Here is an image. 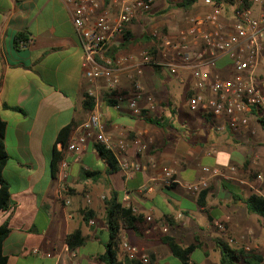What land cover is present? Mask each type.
Here are the masks:
<instances>
[{
  "label": "crops",
  "instance_id": "crops-1",
  "mask_svg": "<svg viewBox=\"0 0 264 264\" xmlns=\"http://www.w3.org/2000/svg\"><path fill=\"white\" fill-rule=\"evenodd\" d=\"M96 1L112 11L111 0ZM169 2L158 0L149 13L139 14L129 25L131 43L116 50L114 56L138 54L151 45L152 21ZM207 9L199 6L195 13ZM178 26L166 22L169 34L182 24ZM142 27L149 31L145 33ZM18 35L26 41L16 47ZM119 43V39L113 40L111 48ZM82 58L71 13L59 0H0V117L6 124L4 143L9 156L3 178L10 185V205L0 211V225L8 221L10 228L1 246L7 264H69L65 237L76 230L84 237L82 246L74 249L80 264H98L97 256L104 250L94 246L107 240L104 202L111 191L116 192L122 206L143 217L139 234L123 231L121 237L140 252L152 255L151 264H170L165 261L170 260L171 253L159 241L164 235L173 236L184 246L198 243L197 250H202L206 262L219 258L213 243L216 237L234 238L233 248L252 252L259 248L248 244L252 222L259 219L248 216L241 205H233L225 186L244 196L251 192L264 196V180L248 177L253 170L264 175V131L250 117L254 134L247 130L220 132L216 129L218 118L190 112L187 97L193 81L187 71L170 74L164 68H143L139 78L142 92L152 97L154 104L150 107L142 99L140 106L146 117L160 125L131 116L125 104L118 110L103 100L99 106L105 134L125 142V156L141 167L139 171L124 174L117 169L107 174L108 165L98 155L92 138L75 151L63 149L59 170L67 173L65 180L51 176L50 161L55 145L58 150V132L73 122L80 125L89 113L83 110L82 101L93 84L83 76ZM259 74L264 76V62ZM117 75L119 89L129 93V78L123 72ZM97 86L102 87L103 80H98ZM75 130L68 142L76 135ZM136 139L147 148L138 151ZM168 167L177 171L176 182L164 187L162 172ZM203 167L218 168L225 176L210 178L204 207H200L201 194L191 195L183 184L200 178ZM231 167L236 170L233 175L229 173ZM84 171H99L101 177L96 181L86 179ZM63 185L66 192L61 194ZM85 195L90 196V203ZM85 218L94 223L89 224ZM217 224L225 227V233ZM157 244L168 250H158ZM86 245L91 249L84 251ZM259 246L264 250V241ZM34 248L51 257L33 255Z\"/></svg>",
  "mask_w": 264,
  "mask_h": 264
},
{
  "label": "built area",
  "instance_id": "built-area-1",
  "mask_svg": "<svg viewBox=\"0 0 264 264\" xmlns=\"http://www.w3.org/2000/svg\"><path fill=\"white\" fill-rule=\"evenodd\" d=\"M71 13V20L83 49L81 70L93 87L87 95L94 99V106L87 118L76 128V135L66 144L68 151L85 146L89 139L110 152L124 174L137 172L141 167L126 156L123 140H114L105 134L101 123L100 104L106 94L119 89L117 72H123L131 82V90L126 96H118L114 107L120 109L125 104L129 114L141 118L145 114L140 101L146 99L150 107L154 99L142 92L140 76L144 67L164 68L170 74L187 71L192 77V88L187 97V107L192 113L218 118L216 129L239 132L247 130L252 110L264 120V78L259 70L264 62V0H202L208 9L200 14L188 15L175 33L165 34L154 31L150 36L149 48L138 54L109 57L105 54L113 40H122L124 30L141 13H149L158 0H111V10L104 9L96 0H59ZM176 1V0H171ZM25 44V43H22ZM103 80L98 87L97 81ZM146 116V115H145ZM137 150L143 151L147 145L136 139ZM58 150L61 145L57 144ZM203 175L183 186L193 196L208 188L211 177L225 176L218 168H202ZM234 168H229L231 175ZM177 171L165 168L161 183L164 187L175 184ZM61 181L67 173L59 170ZM227 176V175H226ZM258 182L264 175L258 174ZM66 192L61 187V194ZM84 199L90 203V196ZM68 205L69 200L64 199ZM133 213L136 210L132 209ZM147 220H150L148 217ZM93 224V220L88 221ZM218 230L225 233V227L217 224ZM166 232V230H164ZM227 237V236H225ZM229 245L234 244L227 237ZM121 249L130 259L141 264H151L149 255L140 252L126 241ZM248 250V249H246ZM69 264H80L74 250H68ZM35 256L51 257L50 253L32 249Z\"/></svg>",
  "mask_w": 264,
  "mask_h": 264
},
{
  "label": "trees",
  "instance_id": "trees-1",
  "mask_svg": "<svg viewBox=\"0 0 264 264\" xmlns=\"http://www.w3.org/2000/svg\"><path fill=\"white\" fill-rule=\"evenodd\" d=\"M199 0H180L179 2H169L168 8L159 11V13H164L169 11L174 7L177 9H182L188 11L195 5ZM219 3V0L215 1ZM134 20L130 23L132 24ZM132 34L129 29V26L124 30L122 35V40L120 43L107 49L105 54L109 57H114L116 50L124 49L132 41ZM150 38L149 36L147 37ZM23 35H18L15 37V46L18 47L19 43H25ZM150 47V44L146 46ZM159 70V68H153ZM127 92H122L117 90L115 92L106 94L104 96V102H107L110 105H115L116 98L118 96H126ZM94 106V99L89 97L87 93L83 96L82 108L85 112L92 110ZM6 108H11L5 106ZM13 110L20 111L17 108H11ZM144 113V111H143ZM251 117H254L257 122L260 124L261 129L264 131V120L258 115L256 110H252ZM141 118L146 119L149 123L154 125H160L157 120L150 119L145 115ZM5 122L0 117V211L7 210L10 205V185L3 178V169L9 161V156L5 149L4 143V132H5ZM79 126L78 123L73 122L58 132L57 144L61 145V149L57 150L56 145L53 149V155L50 161L51 167V176L56 178L58 170L60 168L62 159H63V149L66 147V144L74 132V130ZM96 151L101 159H103L108 165L106 170L107 174H111L118 169L117 162L113 155L105 150L100 145L96 144ZM83 176L86 179H91L93 181L98 180L101 177L99 171H84ZM254 171L249 172V179L255 178ZM225 188L230 193L231 203L233 205H241L245 212L249 215H254L259 219L263 235H264V196L251 192L247 196L242 195L239 191L231 187ZM200 192L198 198V204L200 207H204L203 198L205 196V191ZM105 203V218L107 225V240L103 244V253L97 256L99 264H141L136 259H130L127 254L121 249L122 237L121 234L123 231H133L137 234L141 232V226L143 224V217L132 212L130 208L122 206L118 196L115 191H111L109 198L104 202ZM89 220V218H85ZM10 232L8 221H4L0 225V264H7V257L2 254L1 246L4 239ZM84 237L80 230H76L72 233H69L65 237V244L68 250H74L82 246ZM159 241L165 245L171 256L176 258L180 264H200L199 262L192 261V254L200 248L198 243L190 244L184 246L176 241L173 236L164 235L159 238ZM195 241H198V238H195ZM213 243L216 251L218 252L219 258L217 264H264L262 256L256 254L252 251H247L244 249L233 248L227 242V237L221 236L213 239ZM150 263L153 261V256L149 255Z\"/></svg>",
  "mask_w": 264,
  "mask_h": 264
},
{
  "label": "rangeland",
  "instance_id": "rangeland-1",
  "mask_svg": "<svg viewBox=\"0 0 264 264\" xmlns=\"http://www.w3.org/2000/svg\"><path fill=\"white\" fill-rule=\"evenodd\" d=\"M168 1H171V0H168ZM180 0H176V1H173V2H179ZM172 2V1H171ZM199 6H204L202 4V0H199L195 5L192 6V8L188 11H184L182 9H177V7H174L172 8L171 11H167V12H164V13H159V11L157 12V14L155 15L152 23H154V31L156 32H160V33H165V34H169L168 33V30H167V27H166V22H173L175 25H181L184 23V20L185 18L188 16V15H194L196 14V10L199 8ZM164 10V9H163ZM179 27V26H178ZM178 27H176V29L178 30ZM140 28V27H139ZM141 29V28H140ZM143 30H145V33L149 30L145 29L142 27ZM175 29V30H176ZM264 78V76H263ZM254 171V170H253ZM254 174L256 175L254 179H256L257 177V174H258V171H254ZM258 187H259V184H258ZM261 188V187H260ZM250 216L251 218H256V216L254 215H248ZM253 223V226H254V229H253V232H252V240L249 239L248 241V244L250 246H254V245H257L259 248L257 249H253L255 250L254 252H256L257 254H260L262 256V259L264 261V250H262L259 246L260 244V241H264V235H263V231H262V228H261V225H260V222L259 221H254L252 222ZM228 237V235H227ZM103 239V238H101ZM234 240V238H232ZM258 240V241H257ZM103 241H105V237L103 239ZM237 242L240 243V239H237ZM236 243V245L238 244ZM102 245L103 244H99V245H95L94 246V249L96 250H102ZM234 246V245H233ZM232 246V247H233ZM91 249V246H84V251H87ZM157 249L160 250V249H164V250H168L165 246L163 245H160V244H157ZM211 250V247L208 248V251L210 252ZM252 251V250H251ZM202 250H196L193 254H192V261H195V262H199L200 264H217L218 263V256L216 258V261L212 258V260H210L209 262H206L205 260H203V257L201 256L202 254ZM166 263H170V264H180L179 261L174 258V257H171L170 260H166L165 261ZM99 264V263H98Z\"/></svg>",
  "mask_w": 264,
  "mask_h": 264
}]
</instances>
